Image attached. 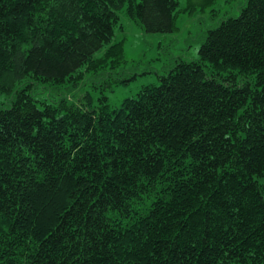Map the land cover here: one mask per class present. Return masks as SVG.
Listing matches in <instances>:
<instances>
[{
	"label": "trees",
	"instance_id": "16d2710c",
	"mask_svg": "<svg viewBox=\"0 0 264 264\" xmlns=\"http://www.w3.org/2000/svg\"><path fill=\"white\" fill-rule=\"evenodd\" d=\"M178 5L0 0V264H264V0L117 107L38 97Z\"/></svg>",
	"mask_w": 264,
	"mask_h": 264
},
{
	"label": "rangeland",
	"instance_id": "374dc122",
	"mask_svg": "<svg viewBox=\"0 0 264 264\" xmlns=\"http://www.w3.org/2000/svg\"><path fill=\"white\" fill-rule=\"evenodd\" d=\"M246 0H179L175 28L168 33H148L134 19L119 12V23L113 41H121V63L103 70L83 69L81 77L39 90L38 97L52 102L65 98L69 103H85L87 96L97 98L105 94L108 103L117 107L147 84L160 83V76L167 73L181 60L198 57V49L208 29L228 16H237ZM122 78H127L121 82ZM1 98V96H0Z\"/></svg>",
	"mask_w": 264,
	"mask_h": 264
}]
</instances>
